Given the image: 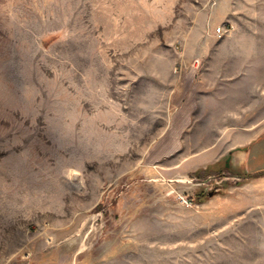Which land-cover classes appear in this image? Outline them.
<instances>
[{
    "label": "rangeland",
    "instance_id": "obj_1",
    "mask_svg": "<svg viewBox=\"0 0 264 264\" xmlns=\"http://www.w3.org/2000/svg\"><path fill=\"white\" fill-rule=\"evenodd\" d=\"M262 132L264 0H0V264H264Z\"/></svg>",
    "mask_w": 264,
    "mask_h": 264
},
{
    "label": "crops",
    "instance_id": "obj_2",
    "mask_svg": "<svg viewBox=\"0 0 264 264\" xmlns=\"http://www.w3.org/2000/svg\"><path fill=\"white\" fill-rule=\"evenodd\" d=\"M229 26L227 24V27ZM182 54L181 57L183 59L195 57L186 51L182 52ZM200 83H202V79L195 64L180 67L169 94L170 122L166 128V133L150 147V154L157 156V154L169 153L172 149L171 147L176 144L175 139L181 137L182 130L185 129L190 118L194 116L199 103ZM171 138L175 144L170 143L169 140ZM237 154L239 155L238 158L241 159V167L244 170L249 172L264 170V132L258 134L242 152Z\"/></svg>",
    "mask_w": 264,
    "mask_h": 264
},
{
    "label": "built area",
    "instance_id": "obj_3",
    "mask_svg": "<svg viewBox=\"0 0 264 264\" xmlns=\"http://www.w3.org/2000/svg\"><path fill=\"white\" fill-rule=\"evenodd\" d=\"M229 27H227L226 25H220V26H217L215 29H214V34L216 37H221L222 35H224L226 33V31L228 30Z\"/></svg>",
    "mask_w": 264,
    "mask_h": 264
}]
</instances>
